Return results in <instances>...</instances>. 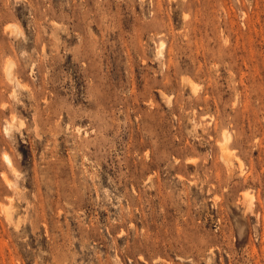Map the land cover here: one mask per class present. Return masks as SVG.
<instances>
[{
  "label": "rangeland",
  "instance_id": "rangeland-1",
  "mask_svg": "<svg viewBox=\"0 0 264 264\" xmlns=\"http://www.w3.org/2000/svg\"><path fill=\"white\" fill-rule=\"evenodd\" d=\"M0 264H264V0H0Z\"/></svg>",
  "mask_w": 264,
  "mask_h": 264
},
{
  "label": "bare ground",
  "instance_id": "bare-ground-1",
  "mask_svg": "<svg viewBox=\"0 0 264 264\" xmlns=\"http://www.w3.org/2000/svg\"><path fill=\"white\" fill-rule=\"evenodd\" d=\"M161 47H162V46H161ZM12 65H13V64H12ZM12 65H11V66H12ZM11 66H10V67H11ZM8 67H9V66H8ZM8 67H7V68H8ZM8 69H9V68H8ZM6 128H7V127H6ZM225 132H226V131H225ZM225 136H226V135H225ZM225 140H226V139H225ZM225 140H224V142H225ZM228 140H229V139H228ZM223 147H224V146H223ZM220 148H221V147H220ZM226 149H227V148H226ZM228 150H229V149H228ZM230 151H231V150H230ZM228 152H229V151H228ZM3 155H5V154H3ZM5 157L8 159V161H9V163H10L9 165H11V159H10L11 156L9 157V156L6 154V156H4V159H5ZM11 158H12V157H11ZM5 160H6V159H5ZM6 206H7V205H6ZM7 212H8V211H7ZM7 216H8V215H7Z\"/></svg>",
  "mask_w": 264,
  "mask_h": 264
}]
</instances>
